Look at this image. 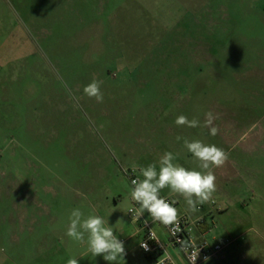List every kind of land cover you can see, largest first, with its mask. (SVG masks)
I'll return each mask as SVG.
<instances>
[{"label": "rangeland", "instance_id": "374dc122", "mask_svg": "<svg viewBox=\"0 0 264 264\" xmlns=\"http://www.w3.org/2000/svg\"><path fill=\"white\" fill-rule=\"evenodd\" d=\"M184 138L228 153L216 191L160 195L205 219L212 264H264V0H0V264L74 258L75 208L126 226L129 172L197 169Z\"/></svg>", "mask_w": 264, "mask_h": 264}, {"label": "clouds", "instance_id": "9594fccd", "mask_svg": "<svg viewBox=\"0 0 264 264\" xmlns=\"http://www.w3.org/2000/svg\"><path fill=\"white\" fill-rule=\"evenodd\" d=\"M102 81L93 79L83 88V92L89 98H94L98 103H103L104 94L101 91ZM206 126L212 124V114H207ZM175 124L195 128L200 122L193 118L189 120L184 115H179ZM216 127L209 128V134L217 135ZM177 139H181L177 137ZM184 147L192 154L194 162H197V169H187L174 161L177 155L166 151L159 157L157 162L149 165L139 166L140 177L132 180V190L130 199L134 205L129 208L132 222L138 221L147 212L153 222H159L165 226H171L178 222V210L174 206L175 201H168L160 195L161 191L169 188L172 193L182 196L188 209L192 212L198 211L197 205H202L212 200L213 193L216 191V176L213 169L219 168L228 160V153L214 145L205 144L202 140L189 141L183 139ZM157 165L159 166L157 170ZM69 226L66 235L73 241L86 245L87 252L94 258L103 256L109 264H126L124 242L114 234L113 227L109 226L108 220L95 214L87 217L79 209L71 211ZM147 224V221H145ZM149 239L156 240L154 233L150 231ZM146 251L147 243H141ZM198 255V254H197ZM193 257V264L197 259ZM207 260V258H205ZM67 264H79L77 258H70Z\"/></svg>", "mask_w": 264, "mask_h": 264}, {"label": "built area", "instance_id": "2783aa9c", "mask_svg": "<svg viewBox=\"0 0 264 264\" xmlns=\"http://www.w3.org/2000/svg\"><path fill=\"white\" fill-rule=\"evenodd\" d=\"M130 182L137 179L135 172L127 174ZM168 201H175L174 206L177 208V199L169 196H162ZM134 205L131 201L130 207ZM129 207V208H130ZM198 211L202 210L201 206H197ZM129 211V209H128ZM128 217L132 222V213L128 212ZM147 221V224L145 223ZM136 225V235L139 238L138 246L146 255L154 257L151 264H177L174 258L168 253L167 249H174L182 257L185 264H193V257L197 255L195 264H205L212 259L221 256L223 247L217 243L206 240L207 229H204L205 219L203 217H191L188 214L178 215V222L171 226H165L159 222H153L151 216L145 212L138 220L133 221ZM153 225H158L164 232L166 240L162 241ZM150 231L155 234L156 240L149 239ZM141 243H147L148 250L141 247ZM207 258V260L205 259Z\"/></svg>", "mask_w": 264, "mask_h": 264}, {"label": "crops", "instance_id": "0c3cea01", "mask_svg": "<svg viewBox=\"0 0 264 264\" xmlns=\"http://www.w3.org/2000/svg\"><path fill=\"white\" fill-rule=\"evenodd\" d=\"M125 214L128 220V224L126 225L127 227L121 224H117L116 222L112 225V227L114 230V234L117 235L118 239L124 242L126 251V264H151L154 257L152 255H146L141 251L138 246L139 238L136 235V225L130 221L127 211ZM157 227V225H153V229L157 233L158 237L162 241H165L166 237L163 230L161 229V233L158 231V228L160 230V227ZM167 250L168 253L174 258L177 264H185L184 260L176 250L170 248ZM74 258L78 259L79 264H109V262L103 259L102 255L94 258L90 253L87 252V248L80 251ZM218 259H220V257L217 259H212L205 264H212L213 260ZM121 264H123V262H121Z\"/></svg>", "mask_w": 264, "mask_h": 264}]
</instances>
